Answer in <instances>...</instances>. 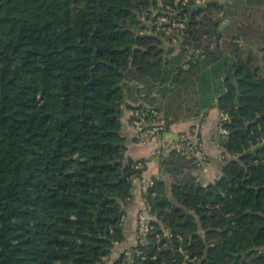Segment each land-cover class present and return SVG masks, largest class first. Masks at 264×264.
<instances>
[{
    "label": "trees",
    "instance_id": "16d2710c",
    "mask_svg": "<svg viewBox=\"0 0 264 264\" xmlns=\"http://www.w3.org/2000/svg\"><path fill=\"white\" fill-rule=\"evenodd\" d=\"M227 2L178 9L189 25L176 53L140 20L157 0H0V264H106L147 169L123 136L125 110L141 105L170 124L214 108L231 119L214 183L163 156L143 193L144 264H264V49L237 28L223 49L215 19L264 0ZM206 38L215 47L192 57Z\"/></svg>",
    "mask_w": 264,
    "mask_h": 264
},
{
    "label": "built area",
    "instance_id": "2783aa9c",
    "mask_svg": "<svg viewBox=\"0 0 264 264\" xmlns=\"http://www.w3.org/2000/svg\"><path fill=\"white\" fill-rule=\"evenodd\" d=\"M201 5V3H198ZM185 7V6H184ZM186 9V8H184ZM166 17V16H162ZM160 17V18H162ZM159 18V19H160ZM158 19V20H159ZM157 22V21H156ZM189 18L187 14L179 15L178 19L170 18L159 26L160 33L165 34L169 39L176 42V38L185 39L188 37ZM156 26V25H155ZM212 44L211 41L204 39L190 49L192 57H199ZM215 44V42H214ZM231 121L230 117L220 112L219 123L216 129L215 142L220 148V158L223 159L226 153V146L229 142L230 132L226 125ZM129 124L133 129L135 136L140 143L153 142L157 151L155 156L166 155L170 151H176L179 155L189 160H194L199 168L209 166V157L205 147V141L201 137L200 123L194 121L189 131L179 135L178 140L170 139L167 141L164 137L169 132L172 124L164 117L163 113L154 106L141 105L129 114ZM154 182L146 183L145 192L153 187ZM138 230L136 243L124 250L115 264H144L148 261L149 256L144 252V248L149 243V235L153 230L152 216L148 206L137 214ZM166 236H170L166 233ZM153 259V258H152Z\"/></svg>",
    "mask_w": 264,
    "mask_h": 264
},
{
    "label": "crops",
    "instance_id": "0c3cea01",
    "mask_svg": "<svg viewBox=\"0 0 264 264\" xmlns=\"http://www.w3.org/2000/svg\"><path fill=\"white\" fill-rule=\"evenodd\" d=\"M135 103L133 104V106ZM130 109L125 110L123 116V136L126 139L127 157L133 160L146 159L147 169L145 170L141 180L136 181L133 196L129 205L125 208L126 216L124 218L123 227L126 240L123 243L117 244L111 254V260L116 261L121 253L127 248L136 243L138 230L137 214L147 207L146 200L143 196L146 183L164 177L162 172L163 167L159 165L158 160L162 159L156 155V145L153 142L140 143L138 142L135 133L129 125ZM220 111L218 108L212 109L209 114L202 120H196L200 123V133L205 141L206 151L209 157V166L196 170V174L204 185L214 183L220 177V169L222 159L220 156V148L215 142L216 129L219 123ZM193 122H176L172 124L169 132L165 135L166 138H171L174 141L178 140L180 134L189 131ZM163 157V156H162ZM169 180V179H168Z\"/></svg>",
    "mask_w": 264,
    "mask_h": 264
},
{
    "label": "rangeland",
    "instance_id": "374dc122",
    "mask_svg": "<svg viewBox=\"0 0 264 264\" xmlns=\"http://www.w3.org/2000/svg\"><path fill=\"white\" fill-rule=\"evenodd\" d=\"M165 0H157L156 8L152 9L154 12V16H156L152 23L151 19L152 17L147 15L141 16L140 20L144 23V25L151 24L153 26V33L156 35H159L160 38L167 40L165 42V45L174 47L177 49L176 53H178L181 50V45L184 42V39L176 38V42H174L172 39H169L165 34L160 33L159 26L162 27L163 22L167 19V16L170 18H176L178 19V9L180 7L190 9L194 5H200L198 3H201V5H205L209 3L210 0H174L173 5H169V7L164 4ZM221 5H227V0H213ZM232 4V2H230ZM264 3V2H263ZM185 6V7H184ZM245 6V7H244ZM242 8L237 10L236 16L228 18L226 16L225 10H222L220 12H217L215 15V19L220 23L221 29H219L220 33L222 35H226V38L224 40H220L221 44H219L220 47H227V41L230 37L228 35V32L234 31L236 28L238 31L236 34L238 35L241 31H245L248 36H251L252 40L254 41V50L257 52L259 49H264V4L260 3H253L252 5L245 4L241 6ZM194 8V7H193ZM183 10V9H182ZM161 12L160 15H157L158 12ZM166 16V17H162ZM162 17V18H160ZM160 18V19H159ZM159 19V20H158ZM157 21V22H156ZM236 22V24H235ZM156 25V26H155ZM152 32V31H151ZM228 37V38H227ZM217 39V38H216ZM216 39H208L207 41H211L212 44L208 48H214L215 44L214 42ZM241 44H243V41L241 40ZM197 46V44L195 45ZM193 48V47H192ZM252 48V45H246L244 46V49L247 51H250ZM264 55V50L262 57ZM171 138H166L167 141H169ZM159 158H163L162 155L158 156ZM159 165H162V162L158 160ZM124 222V220H123ZM115 261L112 262L111 256L108 260H106V264H113Z\"/></svg>",
    "mask_w": 264,
    "mask_h": 264
},
{
    "label": "water",
    "instance_id": "95a60500",
    "mask_svg": "<svg viewBox=\"0 0 264 264\" xmlns=\"http://www.w3.org/2000/svg\"><path fill=\"white\" fill-rule=\"evenodd\" d=\"M205 7V5H198V6H195L193 9H191V13H193L195 10H198V9H200V8H204ZM199 45H197V47H198ZM121 86H123V85H121ZM264 146V144L263 145H261V146H259L258 148H260V147H263ZM254 152V150H252V151H249V152H247L246 154H252Z\"/></svg>",
    "mask_w": 264,
    "mask_h": 264
}]
</instances>
